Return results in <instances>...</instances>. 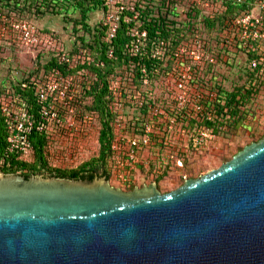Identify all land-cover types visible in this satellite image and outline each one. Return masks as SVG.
Here are the masks:
<instances>
[{"label":"water","instance_id":"obj_1","mask_svg":"<svg viewBox=\"0 0 264 264\" xmlns=\"http://www.w3.org/2000/svg\"><path fill=\"white\" fill-rule=\"evenodd\" d=\"M0 264H264V134L167 192L0 173Z\"/></svg>","mask_w":264,"mask_h":264},{"label":"built area","instance_id":"obj_2","mask_svg":"<svg viewBox=\"0 0 264 264\" xmlns=\"http://www.w3.org/2000/svg\"><path fill=\"white\" fill-rule=\"evenodd\" d=\"M141 3L149 5L152 9L149 17L157 15L159 10L167 19L175 20L176 27L181 28L179 35L182 40L175 49H170V43L160 39L155 47L148 50V31L139 28L140 11L135 8L134 2L104 0L108 57L113 56L114 47L111 43L120 24L133 22L134 25L128 26L126 31L129 38L126 44L127 51L131 56L148 55L147 57L151 58L158 56V62L162 61L166 70L163 77L168 86L166 92L168 100L165 99L166 103L161 104L150 89H137L133 80L121 84L120 80L116 79L109 85V109L116 116L113 118L115 132L108 155L107 168L110 176L108 180H112L120 188L131 187L138 177H152L155 172H164V175H183L187 136L188 143L196 149L215 137L212 127L199 126L195 122L194 128L189 130L183 116L179 117L180 113L188 109L199 112L204 108L203 102L194 100V97L204 91L199 87V82L204 77L201 71L205 66L217 64L223 60L222 56L234 50L245 56V64L250 74L256 76L264 72V0H141ZM236 5L244 7L232 10ZM224 11L232 12L233 16L221 26L218 33L221 35L220 41L216 42L215 52L202 35L205 25L196 26L191 18L202 13L204 24L205 18ZM182 15L191 20L188 21V26L179 24L183 22ZM18 28L25 39L29 41L34 39L33 28L29 24H19ZM216 28L214 32H217ZM76 57L82 58L81 55ZM60 60L69 65L73 62V58L68 54H62ZM149 80L150 74L143 63L140 68V86H147ZM193 80L197 86L191 84ZM128 86L132 89L127 88ZM78 87L81 88L79 85ZM78 87L73 78L65 77L58 69H53L49 76L38 82L35 87L41 106L37 119L27 103L16 94L9 91L0 94V114L3 117L7 151L14 153L20 160L29 161L34 153L30 138L34 128L36 131L47 133L52 130L64 133L77 132L76 110L81 94ZM143 103L147 106L144 114L140 113ZM134 109L143 122L138 121L139 119L131 120V117L129 122H125L123 114ZM213 113L214 106L211 104L210 109L206 111V119L212 120ZM155 135L163 138L159 140H162L164 149L161 150L160 142L153 139ZM67 155L68 152L57 155L56 158L62 161Z\"/></svg>","mask_w":264,"mask_h":264},{"label":"rangeland","instance_id":"obj_3","mask_svg":"<svg viewBox=\"0 0 264 264\" xmlns=\"http://www.w3.org/2000/svg\"><path fill=\"white\" fill-rule=\"evenodd\" d=\"M29 2L20 0L18 7L13 8L12 6H3L2 1H0L1 92L12 90L18 82H22L24 79L43 76L45 74L44 65L50 58L59 57L61 53L85 54V56L89 55L91 59L99 53L101 42L105 40L100 33L105 21V15L101 8L88 10L87 17L81 19V12L78 9L73 10L68 5L71 1L58 6V8L67 6L66 10H57L52 3H49V6L46 3L41 4L40 0L35 4ZM36 4L39 5V13L35 11ZM41 12L42 15H40ZM203 16L202 13L198 16L194 15L192 17L194 19L191 18V20H194L196 26L202 27L204 26ZM182 20L183 22L179 24L183 26H188V21L191 22L185 15H182ZM22 23H27L33 28L34 39L29 41L23 37L18 28V25ZM214 31L211 36L204 32L202 35L208 40L210 47L217 52L216 42L220 41L221 35ZM89 45L94 48L89 47ZM226 56H220L223 60L202 69L201 75L204 77L199 82V87L207 90L211 83H216L220 87V94L222 95H225V92H237L238 90L242 93L246 92L247 98L238 105L240 116L238 114L235 119L231 116L228 117V115L224 118L221 117L220 121L223 122L215 125L218 128V131L214 133L215 137L200 148H193L188 143L187 136L184 174L160 177L158 186L162 192L176 188L186 178L197 177L212 168L218 167L244 145L258 140L264 134V72L256 76L251 75L245 64V56L237 51L230 50ZM132 69L133 66L131 65L123 72L118 69L121 72L119 73L120 77L122 76L121 84L123 82L127 84L129 80H134V77H131L134 75ZM72 75L78 84L83 83L85 79L91 80L94 77V73L88 68L81 69L77 73L74 72ZM119 75L117 76L119 77ZM163 76L158 73L157 76H153L149 80L147 86H140L142 89H150L152 95L161 104L166 103L164 102L165 99L168 100L166 95L168 86ZM203 83L205 84L203 85ZM127 88L132 89L129 86ZM78 89L82 92L81 88L78 87ZM215 91L217 92L216 89ZM89 98L82 102L76 112L77 132L64 133L52 130L49 133L51 145L55 151L53 158L52 156L50 158L51 163L76 167L81 162L97 155L99 149L97 138L101 123L96 113L87 112L83 108L85 104L90 102ZM130 116H132L131 112L126 111L125 119L130 120ZM67 152L69 155L62 161L56 158L57 155ZM154 179V176H140L133 184L141 186L155 181ZM110 183L116 186L112 180ZM122 189L127 190V188Z\"/></svg>","mask_w":264,"mask_h":264},{"label":"trees","instance_id":"obj_4","mask_svg":"<svg viewBox=\"0 0 264 264\" xmlns=\"http://www.w3.org/2000/svg\"><path fill=\"white\" fill-rule=\"evenodd\" d=\"M2 1V5L5 7L12 6L13 8H17L20 0H0ZM30 1L29 3H37L38 0H26ZM41 4L46 3L49 6V3H52L55 8L58 9H67L66 7H59L62 3H69L70 7L73 10L78 9L81 12V19H85L87 17L86 13L90 9L101 8L104 12V0H40ZM134 2L135 8L140 11V24L139 28H145L148 31L149 38V47H155L157 42L160 39H164L170 43V49H175L179 43L181 42V37L179 35L181 28H177L175 23L176 21L173 19H167L166 15H162V13L158 10L157 15H153L149 17L152 9L149 5H141V0H132ZM227 6H231V4H227ZM232 10L236 8L242 9L244 6H233ZM39 5H35V11L38 10ZM53 9V8H52ZM22 10V9H19ZM231 10V9H229ZM14 11V10H11ZM39 13V12H38ZM42 15V12L40 13ZM233 13L230 11H224L222 13H217L213 17H207L204 19L205 30L204 33L209 36L212 35L214 28L216 26L217 33L221 31V26L225 24L227 19H231ZM134 25V23H122L120 24L116 36L112 41L113 56L108 57L107 48L108 42L102 40L101 47L99 53H97L91 60H88L89 55L85 56L82 54V58H77V55L80 54H68L71 58H73V62L71 65L60 60V57H52L50 60L44 65L45 74L40 77H32L30 79H24L22 82H18L12 90H7L9 93L16 94L20 99L24 100L27 103L28 108L31 112H33L36 116H38V110L41 107L40 101L37 99V95L35 93L36 84L49 76V74L53 71V69H58L63 76L73 78L74 72L77 73L81 69L88 68L94 73V77L91 80H84L83 83L78 84L76 79L73 78L76 86L80 85L82 88V92L80 97L78 98L79 107L82 105V102L85 99L90 97V102L85 104L83 108L87 112L96 113L99 121L101 123V127L98 132V144L99 149L97 155L91 157L89 160L83 161L80 164L75 166H61L60 164L51 163V156L53 158V146L51 145V139L49 133L46 131H36L34 128L30 134L31 141L33 143L34 153L29 161H23L16 157L14 153H10L6 149V139H5V131L3 124V117L0 114V161L2 166L0 167V172L7 173H17L24 175L25 177L31 175H43V176H56V177H65V178H73V179H92L101 175H105L108 179V155L110 144L115 132L113 127V118L116 116L115 113L110 112L109 103H110V89L109 85L111 81L119 79L121 82L122 76L120 77L119 73L123 72L125 69L127 70L129 66H133L134 80L133 84L138 89L140 88V68L143 63L146 64L147 71L150 74V80L152 77L160 75H165V68L162 61L158 62V56L156 57H147L140 55H132L127 51L126 44L129 42V38L126 35V31L128 26ZM106 25L102 24V31L100 32L103 37H106ZM105 31V32H104ZM179 36V37H178ZM89 47L94 48L92 45ZM211 66V65H210ZM118 69L121 71H118ZM72 72V73H71ZM119 75V77L117 76ZM252 75V74H251ZM193 86H197L196 82L193 80L191 82ZM205 83H203L204 85ZM217 90V92L215 91ZM199 96L194 97V100L199 102H203L204 108L196 112L194 110L188 109L179 114V117L183 116L185 122H187L186 127H189L191 130L194 127V123H198L199 126L205 125L207 127H212L213 133L218 131L216 128V123H220V118H224L226 115L228 117H232L235 119V116L239 114L238 105L247 98L246 92L242 93L240 90L237 92H225V95L220 94L221 89L216 83H211L209 89H203ZM6 91V92H7ZM215 92V95L213 93ZM5 91L0 90V94ZM133 97V95H131ZM214 106V113L212 116V120L206 119V111L210 109V105ZM78 107V108H79ZM78 109L76 110V112ZM147 111L146 104L143 103L140 108V113L144 114ZM82 114V111H80ZM125 114V113H124ZM123 114V115H124ZM132 119H139L138 121L143 122L140 117L137 115L138 112L134 109L131 112ZM240 116V114H239ZM125 118V117H124ZM188 120V121H186ZM199 120V121H198ZM125 122H129V120H125ZM153 139L160 142V149H164L163 139L159 136H154ZM187 153L184 154V160L186 159ZM154 166V165H153ZM155 177V181L158 182V179L164 176V172H155L153 173ZM134 186L128 187L127 189H131Z\"/></svg>","mask_w":264,"mask_h":264},{"label":"flooded vegetation","instance_id":"obj_5","mask_svg":"<svg viewBox=\"0 0 264 264\" xmlns=\"http://www.w3.org/2000/svg\"><path fill=\"white\" fill-rule=\"evenodd\" d=\"M152 182V181H151ZM154 182H156V184H157V188L160 190V188H159V184H158V182L157 181H154ZM143 185V184H142ZM161 191V190H160ZM162 192V191H161ZM167 192V191H166Z\"/></svg>","mask_w":264,"mask_h":264}]
</instances>
